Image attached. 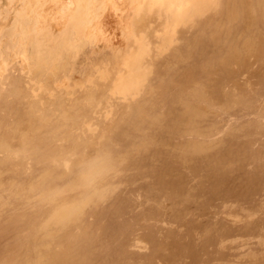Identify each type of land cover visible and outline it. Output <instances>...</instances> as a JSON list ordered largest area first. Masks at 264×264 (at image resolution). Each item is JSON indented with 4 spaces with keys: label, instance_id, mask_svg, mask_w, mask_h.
Instances as JSON below:
<instances>
[{
    "label": "rangeland",
    "instance_id": "1",
    "mask_svg": "<svg viewBox=\"0 0 264 264\" xmlns=\"http://www.w3.org/2000/svg\"><path fill=\"white\" fill-rule=\"evenodd\" d=\"M225 3L0 0V264H264V13Z\"/></svg>",
    "mask_w": 264,
    "mask_h": 264
},
{
    "label": "bare ground",
    "instance_id": "2",
    "mask_svg": "<svg viewBox=\"0 0 264 264\" xmlns=\"http://www.w3.org/2000/svg\"><path fill=\"white\" fill-rule=\"evenodd\" d=\"M225 2L227 8L225 9L226 11L225 13L229 12L230 14L229 17L232 20L243 18L244 21L248 22V20L244 19L247 18L249 19V24H250V19L252 21L254 12L259 11L260 9L261 11L259 12L264 13V0H225ZM223 15L225 16L224 13Z\"/></svg>",
    "mask_w": 264,
    "mask_h": 264
},
{
    "label": "crops",
    "instance_id": "3",
    "mask_svg": "<svg viewBox=\"0 0 264 264\" xmlns=\"http://www.w3.org/2000/svg\"><path fill=\"white\" fill-rule=\"evenodd\" d=\"M87 1H90V0H87ZM101 1H104V0H101Z\"/></svg>",
    "mask_w": 264,
    "mask_h": 264
}]
</instances>
